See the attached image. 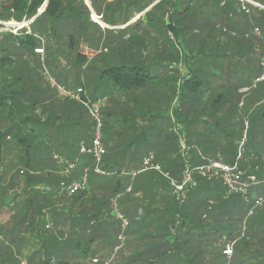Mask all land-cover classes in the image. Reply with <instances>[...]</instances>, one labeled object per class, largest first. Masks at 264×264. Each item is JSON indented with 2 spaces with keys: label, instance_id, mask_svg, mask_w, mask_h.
Returning a JSON list of instances; mask_svg holds the SVG:
<instances>
[{
  "label": "trees",
  "instance_id": "obj_1",
  "mask_svg": "<svg viewBox=\"0 0 264 264\" xmlns=\"http://www.w3.org/2000/svg\"><path fill=\"white\" fill-rule=\"evenodd\" d=\"M45 1L0 0L1 22L32 20L29 30L22 28L16 34L0 32V52L4 53L0 71L12 63L10 37L22 52L27 50L33 55H39L35 50L44 38L46 46L42 50L46 56L56 59L62 52L65 59H71L73 54L81 70L88 67L91 55L96 60L98 52L103 55L99 63L104 66L98 76L113 84V92L132 95L128 98L134 102L150 98L176 102L172 116L177 122L184 115V105H188L187 114L191 112L193 116L187 124L194 133L186 141V155L177 156L170 164L166 158V165L160 166L162 173L142 171L143 159L149 153L154 155L156 164L157 157L166 153L118 151L116 157L115 151H107L111 133L104 134L111 115L102 111L106 154L101 167L109 176L93 173L91 158L83 156L87 161L85 168L89 169L90 189L76 195L67 196L60 189L45 193L39 189L41 176L29 173L25 174L27 190L22 194L9 195L0 185V208L12 214L9 221L14 223L0 228V264H21L20 260L26 264H85L95 255L99 260L94 258V264H264V202L255 205L256 198L264 194V186L253 189L244 200L227 195L218 180L194 176L196 186L188 189L185 202L180 204L164 176L179 180L186 171L218 157L232 163L238 144L231 133L219 140L224 144L222 151H208V146L215 145L216 130L222 129L220 121L224 117L231 119L239 105L241 130L246 123L241 110L250 114L248 130L252 122L264 116L263 100L256 110H246V97L238 92L250 81L248 74L258 78L262 73L264 9L250 7L245 13L235 0H161L126 26L157 0H87L92 13L108 27L102 28L91 20L84 0H47L42 9ZM252 1L264 7V0ZM161 6L165 7L161 11L168 22V43L164 46L147 41L143 31L144 27H152V15ZM120 27L124 28L113 29ZM254 29L259 30V36L254 35ZM153 47L156 54L150 62L147 57ZM173 64L178 67L177 73L183 66V77L160 72L159 67L172 71ZM222 75L235 76L236 82L224 83ZM262 83L260 92L264 93ZM162 85L165 89H160ZM0 90V105L10 101L6 115L14 118L7 133L0 132V154L6 134H13L14 143L28 153L39 139L36 104L23 102V94L18 91H8L4 86ZM55 98L66 101L56 95ZM202 102L204 105L200 106ZM224 107L225 113L221 114ZM206 111L207 119H203ZM210 123L212 132L203 135L201 131ZM27 126L30 128L25 135L30 136V142L28 137L18 135ZM136 130L143 132L141 128ZM252 141L247 138L240 167L247 174L258 168L256 175L261 178L264 164L256 159L260 151H248ZM127 153L130 159L140 162L122 171L117 165L126 160ZM246 160L251 161L250 165ZM114 199L118 212L128 222L122 233L123 243L118 239L122 230L115 217ZM228 243L233 244L230 259L222 254Z\"/></svg>",
  "mask_w": 264,
  "mask_h": 264
},
{
  "label": "crops",
  "instance_id": "obj_2",
  "mask_svg": "<svg viewBox=\"0 0 264 264\" xmlns=\"http://www.w3.org/2000/svg\"><path fill=\"white\" fill-rule=\"evenodd\" d=\"M31 22L32 20L28 21L27 24ZM101 25L104 27L102 23ZM119 95L116 94V98L113 95L110 99H106L102 106V111L110 113V117L113 119V122L111 121L113 133H111V137L107 143V151H115L114 154L118 157L117 152L119 150L115 147L116 143L114 142L118 140L124 143V141L128 140L130 136L128 133L130 132L125 133L126 125L132 121L135 129L140 130L141 128L147 134L143 139L138 140L139 142L147 145V149L151 148L152 150L150 151H153L155 155L156 152L159 154L162 152L166 153L165 156L160 155L157 157L159 166L166 165V158H168L170 164L177 156L186 155V151L189 149L186 141L194 133L192 126H188L187 124L193 116L191 112L187 114L186 110L189 108L188 105H184V115L181 117L183 121L180 120L177 122L173 116L164 118L161 115L164 106L166 108L168 106L171 109V107L177 106L176 102H168V104H165L161 100H155V98L144 99L139 102L132 100L125 102L123 99L118 100L120 98L118 97ZM145 97L147 98V96ZM9 103L11 102L9 101ZM260 103L261 100L258 102L253 99L252 101L244 103L243 107L251 111L253 108L260 106ZM203 105L204 102L200 104V106ZM232 106L234 107L235 104L233 105L232 103ZM239 112L240 105L237 112H232L231 119L224 117L220 121L222 129L216 130L214 134L215 145L208 146V151H222L224 144H220L219 140L223 138L225 133H231L233 138L236 132L235 128L236 130L240 128ZM224 113L225 107L221 114ZM6 114L0 115V126L4 124L10 127L13 125L14 118L11 120ZM207 114V111L202 113L203 119H207ZM34 115L40 116L39 139L37 142L39 149L37 151H28V153H25V151H19L21 150L20 144L14 146L9 145L7 142L3 144L1 151L2 157L9 161L5 163L4 167L6 165L8 167L3 171L8 173V176L0 181V185L3 188L8 185L9 195L22 194L27 190L25 185L26 173L41 176L43 183L40 188H37L45 191V193L59 192L60 184L65 180V177L63 167L58 163L57 158L77 163V168L71 177L74 180L80 176L82 170L87 166V161H85V158L77 149L81 144L90 142L92 129L90 124H86V119L88 120L87 115L79 104L72 103L70 105L58 101L54 96L52 98L43 96L41 97L40 103L35 105ZM34 115L29 114L31 117ZM152 115L153 117L149 118ZM219 116L221 115L219 114ZM254 124V137L248 151H260L262 152L260 156L264 158V116L259 117ZM28 128L30 126H27L26 133L28 132ZM201 132L203 135L209 133L206 128H203ZM8 140H10L9 137H7L6 141ZM130 151H134V149L131 148ZM130 154L127 153L126 160L117 165L122 171L130 170L131 167L138 165L140 162L138 159H130ZM13 160L17 161V164L16 162L11 163ZM88 189H90L89 184ZM12 217V214L0 208V224L6 223Z\"/></svg>",
  "mask_w": 264,
  "mask_h": 264
},
{
  "label": "rangeland",
  "instance_id": "obj_3",
  "mask_svg": "<svg viewBox=\"0 0 264 264\" xmlns=\"http://www.w3.org/2000/svg\"><path fill=\"white\" fill-rule=\"evenodd\" d=\"M159 1H161V0L155 1L152 5L153 6L156 5ZM150 7H148L140 15H137L126 26L132 24L133 21L135 22L137 20L136 18L138 16L141 17L143 14L148 12L152 8V7L151 8ZM163 8H165V7L161 6L159 8L160 11H158L152 15V18H153L152 27H144L143 28L144 33H146L147 41L151 40V41H153V43H156V44L158 43L160 46H164L168 43V40L166 37V28H165L166 25L168 24V22H167V18L165 16H163V13H162V11H164ZM40 12L41 11H39V13ZM92 14L94 15V13L91 12V16H92ZM91 16H90V18H91ZM95 17H96V15H95ZM94 19H95V21L100 23V21L97 17ZM91 20H92V18H91ZM1 23H4L7 26H5V27L3 26L4 28H0V32H4V33L10 32V33L14 34V31H13L14 29H11V28L9 29V27L16 25V24H18V25L23 24L24 26L20 25V27H24V29L29 30V24H27V22L17 23L14 21H9V22H1ZM143 23H144L143 25L145 26V21H143ZM120 28H122V27H120ZM59 37H57V38L59 39ZM43 44H45L44 47H43ZM45 46H46V40L43 38V40L41 41V47H39V49H36V50L43 49V48H45ZM8 49H9V56L12 58V63L7 69L0 71V87L4 86L7 88V90L14 91V92H16V91L20 92V94H23V95H21L23 97L21 100H23V102H25L27 104H39L41 101V97H43V96H48L49 98H52L53 96L55 97L56 90L51 88L50 80H53V82H55V84H57L59 87L64 88L66 90H70V91L75 90L79 85H81L80 87L82 89H84L85 94L90 101H96L97 99H100V98H106V99L109 98L110 99L113 95L115 96L117 94L116 92H113L114 86L110 81H107V79H103V78L101 79L98 76L100 70H102V68L104 67L101 63H99L100 62L99 60L101 57H103V55L101 56V54L98 52L96 53V56H97L96 60H94L95 58H93L95 55H91V56L89 55L90 56L89 57V63L90 64L88 65V67L85 70H81L79 68V66L75 64V57L73 56V54H72L71 59L67 58V56H66L67 59H65V57L63 55L64 53L62 54V52H61L59 54L58 58L53 59L52 57L49 58L48 56H46L45 51L43 54H39V55H33L27 50L22 52L19 48H17L14 38H11V37L9 38ZM155 54H156V52L154 51V47H153L151 55H149L147 57V59H149L150 62H152L151 60L153 59V57H155L154 56ZM2 55H4V53L0 52V57ZM159 70L162 74L167 73V74H172L175 76L177 75L180 77H183V75L185 74L183 66L181 67V72L177 73L178 67L175 64H173L172 71L168 67L164 68V69L162 67H159ZM262 72H263V70H262ZM222 76L224 77L223 78L224 83L230 82L231 84H234L236 82L235 79H237L235 76H231V75H230L231 77H226L224 75H222ZM250 76L251 75L248 74V78H250V81L248 83H246L245 85H243L242 88L251 87V85L254 83V81L256 79L255 75H252L251 77ZM162 78H163V76H162ZM262 84H263L262 82H257L255 89L251 90L247 94H244V95L241 94L242 98L246 97L244 103H246L248 101H252L253 99L255 101H258V102L260 100L264 101V93L260 92V88L262 87ZM159 87H160V89H162V88L165 89V87L163 85L159 86ZM119 94L121 96L120 95L118 96V97H120V98H118V100L123 99V101H125V102L128 101L129 98L132 96L129 94L125 95L123 93H119ZM115 98H116V96H115ZM231 98H232L231 103L235 102L236 95L233 94L231 96ZM232 100H233V102H232ZM161 102L168 104V101L166 99H161ZM65 103L70 104V105L72 103H74V104L78 105V103H76L74 101H70V100H66ZM10 106H11V103H9V102H6L4 106L0 105V115L7 113V111H10ZM80 107L85 111V113L87 115L88 120L86 119V124H90L91 129H92V122L88 116L87 111L85 110V108L83 106L80 105ZM175 107H177V106H175ZM175 107L173 106V107H171V109H169L168 106H167V108H166V106H164V109L161 112L162 117L165 118L167 116H172V110ZM256 109L253 108L251 111H254ZM244 111L241 110L243 118H244L243 122H246L247 124L243 123L242 130L240 128L236 130V128H235L236 132L233 135L234 141L236 142V144H238L237 150H238L241 142L243 141V143H244L243 147H242V149H243L242 159L244 156V148H245V143H247L246 142L247 138L249 139V142L251 141V139L253 140V137H254L253 129L255 127V124H253L254 122H252V124L250 126V130H248L249 119L247 116H249L250 114H248V113L246 114ZM111 121L113 122V119H111V117H110L109 120L107 121L108 122L107 131L105 130V133H104L106 135H108L109 133H113V128L111 127ZM8 128H9V126L2 124L0 126V129H1L0 132L2 134H5V133H7L6 130H8ZM205 128L208 129V131L210 133L213 130L211 123L207 124ZM103 132H104V129H103ZM128 132H130V133H128ZM125 133L126 134L128 133L130 135L127 141H124V143L122 141H118V140L116 142H114V143H116L115 147H117V149L119 151H130L131 148H133L134 151H150V150H152L151 148L147 149V147H148L147 145L138 141L140 139H143L145 136H147V134L145 132H139L138 130H136L134 128L132 121H130L126 125ZM25 134H26V131H24V132L20 131L18 133L19 136L23 135V137H26V138L28 137L29 138L28 141L30 142L31 141L30 136L29 135L27 136ZM7 137H9L10 140H8V141L5 140V141L9 145H11V146L16 145L14 143L15 138L13 137V134H6L5 139H7ZM37 142L32 144L31 148L29 149L30 151H37L39 149L37 146L39 144ZM3 144H4V141H3ZM20 148H21V150H19V151H25L24 150L25 148L23 146H21ZM261 153L262 152H260L258 154V156H256V159L259 160L260 162L263 161L261 163L264 164V158L262 156H260V155H262ZM253 159H255V156L253 157ZM8 162H9L8 159L3 158L2 153H1L0 154V181L5 179V177L7 178V176H8V173H5L3 171L5 168L8 167L7 165H6V167H4L5 163H8ZM13 162H16V164H17V161L13 160L11 163H13ZM250 162L251 161L246 160V163L249 165H250ZM4 190L7 193L9 192L8 185L6 187H4ZM13 224H14L13 222L11 223L10 221H7L6 223L4 222V223H1L0 225L12 226ZM47 225H50V223L48 222ZM94 225H96V224H93V227H94ZM16 250L13 251L14 254H16V252H17ZM94 258L99 260V256L95 255V256H92L89 260H87L85 262V264H94L93 263ZM70 260H74V258H70ZM20 261H21V264H26L25 262H23V260H20Z\"/></svg>",
  "mask_w": 264,
  "mask_h": 264
},
{
  "label": "built area",
  "instance_id": "obj_4",
  "mask_svg": "<svg viewBox=\"0 0 264 264\" xmlns=\"http://www.w3.org/2000/svg\"><path fill=\"white\" fill-rule=\"evenodd\" d=\"M239 3L241 11L245 13H249L250 7L264 9V7L255 3L252 0H235ZM1 26H7L4 23L0 22ZM9 27V26H8ZM14 29V34L24 27H20V25L16 24L10 26L9 29ZM254 35L259 36V30L254 29ZM37 54H43V50H35ZM260 66L262 67V74L255 79L254 83L251 87L241 88L238 92L242 95L249 93L251 90L255 89L257 82L264 81V57L260 59ZM50 86L52 89L56 90V96L59 100H70L74 101L85 108L88 113V116L92 122V136L90 143L81 144L79 146V153L83 156H89L92 160V171L98 176H109L110 174L103 170L101 167L102 160L106 154V149L103 143V128H104V117L102 114V106L106 101V98H100L96 101H90L84 89L77 88L75 90H66L64 88L59 87L53 80H50ZM247 124V123H245ZM243 141L239 145L237 150V155L235 160L232 163H226L222 158L218 157L212 160H206L202 165L194 167L188 171H186L181 179L176 180L169 178L168 175L164 174V176L169 180L170 186L172 187V194L175 197V200L183 204L186 200V195L188 189L194 188L196 186V181L194 180V176L202 178L207 181L218 180L221 182V185L226 191V194L229 196H239L242 199L246 200L253 189L259 186H264V174L261 178H259L256 173L258 172V168H255L252 173L247 174L246 171L242 170L240 167V161L242 159V147ZM58 163L63 167V174L65 180L60 184V193L65 194L67 196H73L80 192L87 191L88 189V175L89 169L85 168L82 170L80 176L77 179H71L73 173L77 168L76 162H71L67 160H63L61 158H57ZM142 171H156L162 173L160 166L154 163V155L149 153L144 159L142 163ZM130 189H127L129 192ZM264 201V194L258 196L256 198L255 205L258 206ZM112 205L114 207L115 217L120 222V227L122 232L118 236V239L123 243V231L127 228L128 222L122 216L118 210L116 205V199L112 201ZM252 213V210L249 211L248 216ZM222 254L230 259L233 254V244L228 243L225 245ZM93 262H96L93 260Z\"/></svg>",
  "mask_w": 264,
  "mask_h": 264
},
{
  "label": "water",
  "instance_id": "obj_5",
  "mask_svg": "<svg viewBox=\"0 0 264 264\" xmlns=\"http://www.w3.org/2000/svg\"><path fill=\"white\" fill-rule=\"evenodd\" d=\"M46 1H47V0H46ZM46 1H45L44 5H43L42 9L46 6ZM84 3H85V5H86V7L92 12V10L90 9V6H89V4H88V1H87V0H84ZM152 6H153V5H152ZM152 6H151V7H152ZM151 7H150V8H151ZM147 11H148V10H147ZM139 17H140V16H138L136 19H138ZM91 18H92L93 22L99 24V25L102 27V25H101L99 22L95 21V19H94V18H96L95 15L92 14ZM97 20H98V19H97ZM133 22H134V21H133ZM104 27H106V26H104ZM102 28H103V27H102ZM106 28H108V27H106ZM113 29H114V28H113Z\"/></svg>",
  "mask_w": 264,
  "mask_h": 264
},
{
  "label": "bare ground",
  "instance_id": "obj_6",
  "mask_svg": "<svg viewBox=\"0 0 264 264\" xmlns=\"http://www.w3.org/2000/svg\"><path fill=\"white\" fill-rule=\"evenodd\" d=\"M20 25H23V24H20ZM24 26V25H23Z\"/></svg>",
  "mask_w": 264,
  "mask_h": 264
}]
</instances>
